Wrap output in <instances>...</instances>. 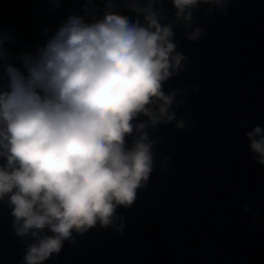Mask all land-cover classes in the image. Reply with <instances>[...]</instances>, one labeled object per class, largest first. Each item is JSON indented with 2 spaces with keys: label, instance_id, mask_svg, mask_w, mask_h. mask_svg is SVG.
<instances>
[{
  "label": "clouds",
  "instance_id": "obj_1",
  "mask_svg": "<svg viewBox=\"0 0 264 264\" xmlns=\"http://www.w3.org/2000/svg\"><path fill=\"white\" fill-rule=\"evenodd\" d=\"M44 2L52 14L67 0ZM71 2L79 7L30 45L0 25V205L24 246L18 264L54 260L96 228L123 232L118 210L133 206L157 165L168 172L160 126H192L184 106L199 86L165 88L189 69L177 30L199 41L208 31L197 21L227 18L233 0ZM244 136L264 166V126ZM242 207L257 219L252 203Z\"/></svg>",
  "mask_w": 264,
  "mask_h": 264
},
{
  "label": "water",
  "instance_id": "obj_2",
  "mask_svg": "<svg viewBox=\"0 0 264 264\" xmlns=\"http://www.w3.org/2000/svg\"><path fill=\"white\" fill-rule=\"evenodd\" d=\"M47 7L44 0H0V25L30 45L42 40L41 27H54L79 5L67 0L52 14ZM197 23L208 35L190 42L177 30L189 69L165 85L199 86L184 106L192 126L161 125L156 133L165 137L156 152L170 157L168 172L157 165L133 206L118 210L122 233L93 229L44 264H264V166L252 161L244 136L264 126V0H233L227 18ZM245 119L248 129L240 126ZM244 203H252L256 220ZM10 223L0 205V264H18L23 255Z\"/></svg>",
  "mask_w": 264,
  "mask_h": 264
}]
</instances>
